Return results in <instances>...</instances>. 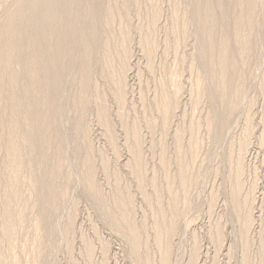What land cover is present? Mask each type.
<instances>
[{
	"label": "rangeland",
	"instance_id": "obj_1",
	"mask_svg": "<svg viewBox=\"0 0 264 264\" xmlns=\"http://www.w3.org/2000/svg\"><path fill=\"white\" fill-rule=\"evenodd\" d=\"M87 1L74 0L69 5L63 4V0L55 1L58 8L56 16L75 44L82 38V26L79 23L76 26L73 17L88 9ZM28 2L0 0V21L15 11L19 20L31 26ZM137 2L129 10L127 21L130 22L126 21L129 38L125 45L130 54L123 71V108L113 93L112 84L102 78L106 70H119L116 61L112 65L98 62L103 54V29L99 30L97 37L96 62L99 64L95 63L91 73L89 103L79 126L75 124L71 100L75 90L71 76L79 61L76 60L77 55H74L75 60L72 56L62 60L64 69L61 72L58 101L54 105L53 123L48 130L63 147L56 178L47 179L50 166H45L43 162L42 139L36 137L34 144L29 145L32 134L24 123V129L20 131L23 140L21 152L24 159L31 157L32 163L22 167L19 188L16 194L10 195L13 236L6 242L0 238V264H142L141 257L133 251L128 234L111 224L109 214L86 189L85 175L81 169L85 151L84 133L95 154L94 176L104 199L111 201L117 175L119 185L126 186V191L131 195L133 217L137 223L142 222L144 225L142 240L145 243L141 248L150 256L151 264H161L160 258L164 252V246L156 245L154 240V218L159 205L154 200L155 193H152L153 188L150 186L153 175L161 183V191L164 190L159 201L167 210L166 215L169 213L170 218L175 214L177 221L167 244V250L170 251L167 264H244L246 251L249 264H258L261 260L264 264V4L257 10L259 13L254 25L256 47L244 60L239 61V79L231 84L234 88L243 81L242 93L222 97L217 86L218 77H212L206 71L202 39L191 18L192 0ZM100 9H96L99 14L102 12ZM156 12L159 16H156L155 21L151 16ZM119 22L113 25L118 39L120 33L117 31L120 26L124 30L125 26L122 21ZM182 24L187 26L185 37L181 31ZM173 74L177 75L172 79ZM164 77L169 79L164 82ZM160 82H169L166 86L171 89L172 85H175L173 89L176 86L180 88L174 99L177 104L164 125L157 107L163 85ZM95 84L101 94L94 92ZM100 96L106 99L108 106L114 132L112 139L106 133L108 130L99 115ZM67 102H70L73 112L65 108ZM231 108L230 113L228 111ZM25 114V107L21 104V120ZM153 121L154 126H148ZM134 128H137L140 137L139 153L144 173L142 181L137 178L135 168L129 166L133 163L129 148L133 144ZM0 131H4L3 127H0ZM179 136L182 140L181 153L176 151ZM243 141H246L245 145ZM49 151L53 152L54 149ZM163 151L166 167L161 165ZM52 152H48L47 156ZM1 164L3 171L4 165ZM180 164L186 170L184 180L177 177ZM166 175L173 179L171 191L167 188ZM46 180L49 184L53 182L51 186L55 185L58 196H52ZM36 182L37 190L32 187ZM237 184L238 200L232 196ZM5 190L1 185L2 203L6 197ZM173 194L176 195L173 205L175 211L168 206ZM147 196L152 198L153 203L149 204ZM247 209L250 223L244 230L242 223Z\"/></svg>",
	"mask_w": 264,
	"mask_h": 264
},
{
	"label": "bare ground",
	"instance_id": "obj_2",
	"mask_svg": "<svg viewBox=\"0 0 264 264\" xmlns=\"http://www.w3.org/2000/svg\"><path fill=\"white\" fill-rule=\"evenodd\" d=\"M55 1L56 0H29L28 8L30 10V17L32 22L31 26H27L28 22L21 19L19 20L20 17L15 11H11L0 21V127H3L4 130L3 132L0 131V164L2 163L1 165H4L3 171L1 170L2 168H0V186L3 185V187L6 188V197L5 199L3 198V203L0 202V213H2L1 215L3 216V218H1L3 220H0V238L5 239V242L8 239L10 240V237L13 236L12 221L14 220V218L9 208V201L11 198L10 195L12 196V194H16L17 189L19 188V184L21 181L19 173L21 172L22 167L27 163V165L32 163L31 157L27 159H24L22 157L21 151L23 140L20 136V131L24 129V123L30 128L32 136L29 139V145L34 144L36 137H40L42 139V151L44 152L43 162L44 165L47 164L50 166H47L50 169L46 177L48 180L56 178L59 173L58 170L62 158L61 154L63 152V147L62 143H58L57 139L48 133V130L53 123V117L55 113L54 105L58 101V91L61 85V72L64 69L62 60L67 56H72L75 60L74 55H77L76 60L79 61L77 62V64L75 62L78 67L71 76L75 84V90H73L74 94L71 95L73 104V106L72 104L71 106L74 108V116L76 117L75 124L79 126V123L81 121L80 118L89 103L88 86L91 83V73L93 71L95 63H97V37L100 29H103L104 31L101 44L103 54L101 60L98 62L112 65V63H115L116 61L117 64H119V67L118 65H116L119 70H117L116 72L113 71L116 70L114 68H111L109 70L110 72L106 70L102 78H105L110 82V84H112L114 92L112 90L111 91L114 93L121 106H125L123 104L125 99V94L123 92V71L125 70L124 68L127 65H125V63L130 54L129 49L125 45L126 43L128 44L127 41L129 38L127 25L130 21H127V19L129 18V10H131L134 4H138L137 0H123V2L119 1L121 3L117 2V0L87 1V4L89 6L88 9L84 13H79L77 16L73 17V23L75 25L79 23L80 26H82V38L77 44L72 42L71 38H69L70 36L67 33L66 27L61 24L59 17L56 16L58 8L55 6ZM73 2L74 0H63L62 3L69 5ZM174 2L176 4V1ZM192 3L193 11L191 18L192 21L196 24L202 39V54L203 57L204 55L206 57V66L208 69L206 71L210 72V75L212 77H218L219 80L217 81V86H219L221 90L220 95H222V97L229 96L228 94H236L237 96V93L241 92L243 82L241 80H243V78H241L240 80L241 83L238 82L239 84H235L236 86L234 88H232L231 84L235 79H239V61L244 60L248 53L256 47L254 25L256 16L259 13V11L257 10L262 7V5L264 4V0H192ZM97 7L102 9V12L100 11V14L99 11H96ZM86 13L89 14L86 15ZM157 13L158 12H156L155 15L151 16L154 20L156 16H159L157 15ZM116 21H120L119 24L123 22L122 24L125 25L124 30H121L120 26L119 30L117 31L118 33H120L118 34L120 36L119 39L117 37L115 28L113 27ZM178 22L179 21H177L176 25L178 24ZM152 24H154V22ZM184 25L185 24H182L183 30H181L182 35H184L183 37H185V35L187 34V26L185 27ZM71 45L74 46L71 47ZM106 67L107 66H105V68ZM106 69H108V67ZM174 75L175 74H173L172 79ZM164 79L165 82L169 78L166 80V78L164 77ZM166 85H169V82L168 84L164 83L162 85L159 93L160 95L157 99V107L160 109L163 125L164 123L166 124L173 107L175 106V104H177L175 103L174 99L175 95L180 89L178 86L173 89V86L175 85H172V89L170 87L171 85L169 86L170 88H168V86ZM109 88L111 89V87ZM93 89L97 95L101 94L97 84H95ZM100 98L101 99L98 110L100 113L99 115L101 116L100 118H102V123L108 130V132L106 133H108L112 139L114 132H112L113 129L108 116L109 113L106 99L103 96H100ZM21 104L25 107L26 111L23 120H21L19 116V106ZM69 104L67 102L65 108L71 110ZM229 110L230 111L228 112L231 113L232 108ZM71 111L73 112V109ZM153 122H149L148 126L153 127L155 121ZM160 123L161 122H159V124ZM136 129L134 128V130L132 131L133 144L129 149L133 154V163L129 166L135 168L134 171L137 178L142 181L144 174L142 170L143 163L140 156L141 152L139 151V147H141L139 146L140 137ZM83 139L85 144V151L81 169L85 175L84 182L87 187L86 189H89V192L91 193L95 201L99 204L100 207L104 208L107 214H109V217L111 218V224H113L114 227L116 226L119 231H123L128 234L130 243L134 249L133 251H135L137 255L141 257L140 259H142L143 261L142 264H151L150 256L148 255V253H144L141 248L143 246V242L145 243V240H142L144 225H142V222L141 224L137 223L133 217L134 210L132 207L131 195H129L126 191V186L123 187L119 185L120 181H118L119 177L117 175V179L115 178V182L117 183H115V193L111 198V201H106L104 199L105 197H103L100 192L101 188H99L100 186L95 180V154H93L90 149L91 147L89 145L91 143L88 142L89 139L87 138L86 133H84ZM243 144L245 145L246 141ZM51 148L54 149L53 152L49 151ZM176 149L178 153H181L182 140L180 139V136L176 140ZM48 152L54 153L53 155L52 153H50L52 157L50 154V158L47 156ZM164 153L165 151H163L161 154L162 164H160L162 165V167H166L167 164ZM181 167H184V165L180 164V168ZM179 170L180 171H178L179 174L177 177H179V179L181 180H184L186 178V170H183L182 168ZM155 176L153 175L152 179L150 178V186H152L151 188H153L152 193H155L154 200L159 205V210L154 218V226H152L154 227V240L156 241V245L160 247L164 246V252L160 258L161 264H167L169 257L168 252H170L169 250H167L169 249L167 248V244L169 242V238L175 231L177 221L175 219V214H173L174 216H170V218H168L169 213H167V216V210L161 205L159 201L164 190L161 191V183H158V180ZM167 176L168 175H166L167 182L165 180L164 181L168 185V190L171 191V184L173 182V179H171V177L169 179ZM32 181L33 180H31V182ZM45 183L47 184V187L49 188L52 196L55 197L58 192L54 189V184V187L51 186L53 182L49 184L50 182L48 183L46 180ZM33 186L34 189L37 190V182L34 183L32 187ZM167 188L166 191H168ZM234 189L236 190L232 196H236L237 198L238 196L236 194L238 193V184ZM175 196L176 195L173 194L170 202L168 203V206L171 209H174L173 207L175 206ZM146 200L149 202V204H151V202L153 203L152 198H150L149 196L146 197ZM246 211L247 212L244 213L242 223L244 230H246L248 224L250 223L249 210L247 209ZM88 248L87 250L90 251V248ZM244 253L243 263L249 264L248 251ZM258 264H263V260H261Z\"/></svg>",
	"mask_w": 264,
	"mask_h": 264
}]
</instances>
